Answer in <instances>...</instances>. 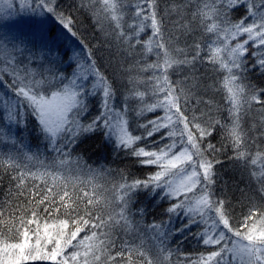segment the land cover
Here are the masks:
<instances>
[{"label": "snow or ice", "instance_id": "obj_1", "mask_svg": "<svg viewBox=\"0 0 264 264\" xmlns=\"http://www.w3.org/2000/svg\"><path fill=\"white\" fill-rule=\"evenodd\" d=\"M33 2V11L40 9L43 14H50L63 29L77 36L73 17L59 11L56 0ZM8 7L11 8L10 3ZM80 7L91 12L93 23L105 39L111 37L118 46L126 45L124 51L129 55L136 45H142L143 55L155 52L157 59L140 68L142 72L152 70L153 75L146 81L129 76L127 82L132 87L126 89L127 95L117 108L118 74L110 77L101 67L98 49L85 45L86 53L77 54L75 67L68 75L52 60L40 72L27 66L21 68L24 61L15 56L9 59L7 43L0 40V53L6 61L0 69V89H4L0 96L3 113L0 119L8 122L7 125L0 122V140L16 143L8 125H19L21 109H30L40 138L56 154L53 163L43 171H32L18 156L8 154L0 158V168L14 173L16 195L25 196L29 205H36L29 209V218L22 213L8 218L12 225L8 231L15 228L22 238L15 243L0 240V264H25L30 260L54 264H168L173 253L167 240L196 223L197 217L206 225L201 233L203 244L214 246L207 256L201 255L198 264H264V208L256 203V196L264 200V87L253 83L248 76L250 71L264 74V0H174L163 14L159 0H138L128 7L124 0H81ZM241 8L243 12L234 20L232 14ZM173 14L177 17L173 26L181 35L166 34L165 16ZM146 28L151 29V35L142 40L140 34ZM197 30L210 42L202 45L194 40L188 44L185 40L181 47V36L188 37ZM205 49L207 56L202 58ZM202 59L213 66V71L223 73L219 83L225 93L224 119L211 114L214 110L211 100L201 101L191 88L180 87L183 81L170 79L172 72L186 67L190 77L186 76L185 80L191 78L192 87H196V65ZM140 83L151 86L152 95L157 97L154 103L144 102L147 92L139 89ZM97 97L99 112L85 122L91 100ZM194 98L197 104L208 105V111L201 110L197 115L195 109H188ZM131 99L143 105L137 115L163 110L162 116L139 125L144 129L142 135L129 131L127 112ZM215 111L219 112L218 106ZM249 120L251 123L245 127ZM218 130L219 147L210 139ZM98 131L105 134L116 150H130L140 164L155 165L159 170L146 180L131 182L121 173L122 182L112 185L111 195H107L109 190L96 183L104 170L89 167L87 178H82L84 169L79 157L72 159L83 139ZM254 131L256 134H252ZM157 134L161 140L167 138L170 142L158 150L136 147L145 137ZM229 147L232 155L228 161L246 171L250 183L255 184L251 206L238 226L231 223L227 201L217 197L213 187L216 166L224 163L219 153ZM23 158L39 161L35 154L25 153ZM30 181L40 183L28 188ZM157 189L163 193L161 198L176 202L165 209L167 220L147 225L152 243L136 235L123 239L117 248L118 231L126 237L139 231L130 213L133 198L141 190L156 196ZM41 205L53 223L45 221L41 225ZM53 206L57 213L63 209L65 218L53 217L49 211ZM22 207L19 205L17 211ZM138 212L143 216L144 209ZM181 215L187 223L180 228L170 227L173 217ZM3 217L0 209V225L5 224ZM33 224L35 228L30 227ZM82 232L86 234L78 239ZM69 247L74 249L70 253L66 251Z\"/></svg>", "mask_w": 264, "mask_h": 264}, {"label": "trees", "instance_id": "obj_2", "mask_svg": "<svg viewBox=\"0 0 264 264\" xmlns=\"http://www.w3.org/2000/svg\"><path fill=\"white\" fill-rule=\"evenodd\" d=\"M137 2L138 0H124L126 7L135 5ZM173 2L174 0H159V10L161 14L165 12V9L170 8ZM175 2H180V0H175ZM80 4L81 0H59L56 4L59 11H64L66 15H71L73 17V30L77 33V36H72L71 33L63 29L62 26L53 27L49 29L51 34L49 38L45 40V43L40 44L37 40L38 38L35 37L33 33L22 30V33L28 34L27 39L30 41L32 40L34 44L29 43L27 40L25 42L21 41L22 37L14 38L9 36L8 39H11L10 45L12 46H8V51L10 53L8 58L10 59L11 56H15L17 60H23L28 68L34 69L37 72L46 69L48 67L47 61L52 60L57 63L61 70H65L68 75H71L72 69L75 67V60L70 61L69 57L73 55V49H75L77 53H86L87 49L85 45L94 50L98 49L96 54L98 63L101 67L105 69L110 77L114 73L118 74L116 106L119 108L124 96L127 95L126 89L132 87V85L127 82L128 77L131 76L146 81L148 77L153 75V72L152 70L142 72L140 68L145 64L154 62L157 57L155 52L147 55L141 54L142 45H136L133 54L129 55L128 52L124 51L127 47L126 45L118 46L117 42L111 37L105 39L93 23L91 12L87 8L80 7ZM132 11H134V9H132ZM242 12L243 9L241 8L239 11L232 14V18L234 20L238 19ZM130 18L131 12L128 13L129 22H131ZM176 19L177 17L175 14L165 16L164 23L166 34L174 33L175 35H181L173 26V21ZM105 28L108 29L107 24H105ZM29 29L30 28H28V30ZM53 33L58 35L59 39H63L58 46H55L52 41ZM150 35L151 29L146 28L145 31L140 34V39L147 40ZM1 36L3 35L1 34ZM6 39L5 37L1 38V40H5V42ZM185 40H187L188 44L197 40L201 42L202 45H206V43L210 41L201 30L195 31L188 37L181 36V47L184 46ZM206 56L207 50L205 49V51L201 53V57L203 58ZM0 57H4L2 53H0ZM252 59L249 60V63H252ZM196 67L197 71L195 75L197 77V82L194 88L192 87L193 81L191 78L185 80L186 76L190 77L189 70L185 69L186 67L179 71L180 73L172 72L170 74V79L173 82L183 81L184 83H182L180 87L191 88L196 98H201V101L211 100L214 108L211 114L224 119L227 116L226 101L224 99L225 93L220 88L219 83L223 78V73L213 71V66L209 64L206 59L198 61ZM178 75H180L179 79ZM248 76L253 83L264 87V74L250 71ZM138 87L141 91L147 92L145 103H154L156 101L157 97L152 95L150 85L140 83ZM2 91L3 96L4 89H2ZM162 96L163 94H160V98H162ZM98 102L99 97L91 100L89 105L90 111L84 118L85 122L98 114ZM217 106L219 107V112L215 111V107ZM141 107H143V105L139 101L135 99L129 101L127 119L129 121V129L133 135H142L144 129L139 127V125L146 124L147 121L163 115L162 109H157L155 112L145 111L143 115H137ZM208 107L209 106L203 102L197 104L195 98L188 104V109H195L197 115L200 114L201 110L207 112ZM256 107L258 108L259 105ZM30 111V109L27 111L21 109L22 115L19 125L15 123L8 125L16 143L12 144L11 142L0 140V158L11 154L13 156H18L21 162L25 164L28 160L23 158L24 154H35L39 157V161L32 160L30 164H27L28 168L34 171L37 169L43 171L45 166H49L53 163L56 154L46 148V142L40 138L35 118L30 114ZM186 114H190V112H186ZM2 116V109H0V118H2ZM253 116H255V113H253ZM0 122L6 125L8 124L6 120L0 119ZM250 123L251 120L245 124V127H248ZM162 131L167 130L165 129ZM252 134H256L255 131ZM210 139L219 147L221 141L220 131L218 130L215 132ZM169 142L167 138L161 140L160 135L157 134L155 137H145V139L137 142L136 147H145L146 150H158ZM230 155H232L230 147L219 153V159L224 161V163L223 165L216 166V183L213 187L216 196L224 198L227 201L226 207L232 217L231 223L234 226H238L242 218L247 215L248 209L251 206L250 197L254 194L255 184L250 183L246 171L228 161V156ZM77 157H79L81 166L84 169L82 178H87V169L89 167L96 170H104V175L101 176L102 185L109 190L108 192L110 195L112 185H118L122 182L121 173H123L127 181L128 179L146 180L159 170L157 166L140 164L138 158L131 155L130 150H116L114 145L106 139L102 131H98L83 139L72 154L73 160H76ZM13 175V172H5L0 168V209L3 210V218L5 219V224L0 225V240L6 243L19 242V239L22 238L18 236L15 228H13L11 232L8 231L9 227L12 226L8 223V218L13 215L18 217L21 213L25 218H29L31 215L29 209L36 207L35 204L29 205L25 196L16 195V181L12 179ZM31 182L32 181L28 182V184ZM39 183L40 182L36 184ZM156 192L158 193L156 196H149L145 190H141L133 198V202L130 205V213L134 226H136L139 231L138 233H133L132 237H126L123 232L118 231L116 236L117 248H119L123 239H132L135 238L136 235L143 236L148 244L152 243V241L148 239L151 233L146 231L147 225L151 224L153 221L160 222L167 220L168 214L165 209L169 207L170 204L176 202L166 197L161 198L163 196L161 190L157 189ZM256 203L258 206L264 208V200H261L259 196H256ZM19 205H23V207L17 211ZM54 207L55 206L49 209V211L52 212V216L65 218L63 209L57 213L53 210ZM140 208L144 209L143 216L138 212ZM43 209L44 205H41L39 208L41 225H43L45 221L50 224L53 223L52 218H50ZM185 223H187V219L183 215L179 217L174 216L173 224L170 225V227L180 228ZM30 227L35 228L36 225L33 224ZM202 228V225L193 223L189 228L184 229L183 232L167 240V246L173 253L168 264H198L201 255L207 256L208 253L214 250L212 247L203 244L201 236ZM85 234L84 232L80 233L78 239L82 238ZM34 240L35 237H33V242ZM136 242L139 243L140 241L136 240ZM73 243L76 242L74 241ZM73 250L74 249L69 247L66 251L70 253ZM45 262L46 261H40L30 264H54Z\"/></svg>", "mask_w": 264, "mask_h": 264}, {"label": "rangeland", "instance_id": "obj_3", "mask_svg": "<svg viewBox=\"0 0 264 264\" xmlns=\"http://www.w3.org/2000/svg\"><path fill=\"white\" fill-rule=\"evenodd\" d=\"M59 0H56V4ZM11 4V8L8 7V4ZM31 4V7H28L27 5ZM33 8H35V3L33 0H0V40L2 37L7 38L6 43L7 46L11 44V39H8L10 37H22L21 41L25 42L26 40L34 44V42L29 39H27L26 33H22V30H27V32L33 33L35 37H37L39 43H45V40L49 38L50 30L53 27L60 26L58 22L55 20V17L50 16V14H43L40 9H36L33 11ZM43 21V22H42ZM28 28H30L28 30ZM1 34L3 36H1ZM246 37H241L240 39H244ZM63 39H59L58 35H55V39H52L55 46L60 45L61 41ZM210 42V41H208ZM207 42V43H208ZM206 43V44H207ZM235 43V41H233ZM251 43V42H250ZM12 46V45H10ZM72 54L70 55V61L75 60L77 53L75 49L72 50ZM5 58L0 57V69H3L5 67ZM27 66V64L21 65L20 67ZM28 67V66H27ZM187 69V68H185ZM180 73V72H179ZM180 78V75H178V79ZM7 80V77H6ZM2 89H0V96H2ZM130 131V129H129ZM31 161L25 162V164H30ZM155 166V165H153ZM34 171V170H32ZM131 182L132 180H129ZM38 183L39 181H32L28 184V188L32 187L33 183ZM96 183L102 184V178H98L96 180ZM41 187H43L41 185ZM83 187V185H81ZM105 188V187H104ZM107 189V188H105ZM101 192H103V189H101ZM107 195H110L109 192L106 193ZM197 224L202 225V232L204 231L206 225L199 221V218L197 217ZM214 249V246L208 245ZM34 262H40V260L37 261H27L25 264H30ZM45 263H54L52 261H46Z\"/></svg>", "mask_w": 264, "mask_h": 264}]
</instances>
